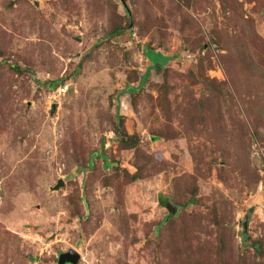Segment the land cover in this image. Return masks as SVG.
I'll return each instance as SVG.
<instances>
[{
  "label": "rangeland",
  "instance_id": "obj_1",
  "mask_svg": "<svg viewBox=\"0 0 264 264\" xmlns=\"http://www.w3.org/2000/svg\"><path fill=\"white\" fill-rule=\"evenodd\" d=\"M70 248L264 264V0H0V264Z\"/></svg>",
  "mask_w": 264,
  "mask_h": 264
},
{
  "label": "trees",
  "instance_id": "obj_2",
  "mask_svg": "<svg viewBox=\"0 0 264 264\" xmlns=\"http://www.w3.org/2000/svg\"><path fill=\"white\" fill-rule=\"evenodd\" d=\"M125 30H128V35L130 36V34L132 33V26L129 28L128 25L122 26L121 24H116L112 29H110V31H108L107 35L114 37V36L122 34ZM198 45L200 46V43ZM143 54H144V57L148 59L149 65L147 66L146 71L143 73L138 87L142 86L143 83L145 82V80L147 79L148 70L150 68L158 69L159 66H162L166 62V60H168V57L162 55L159 52H156L154 49H152L150 47H145L144 50H143ZM258 68H259V66L256 65L255 62H253V63L251 62V64L249 65V68H248L250 77H252V74H253L254 71L256 73L258 72V74H257L258 76L261 75L262 67H261L260 70H258ZM17 69L20 70L19 67ZM64 80H65V78H59V79H55V80L45 81V83L47 84V86H49L50 89H53V88H56L59 85L64 84ZM259 82H261V81H259ZM128 88L133 90V88H130V87H128ZM116 133H117V138L119 140V143L121 145H123V146L127 145V138H131V136L128 135L123 130V128L120 129V127H119V129L116 130ZM101 156H103V155H101ZM105 159H106V157H105ZM88 165H89L88 167H91V163H89ZM85 168L86 167H79V168H77V172L78 171L81 172ZM135 176H137V175H134L133 179L138 177V176L137 177H135ZM160 201H161L160 205H162V206H165L166 203H168L166 197H161ZM193 201H194V197H191L188 202H193ZM178 206H179V208L183 207L182 205H178ZM169 216L172 217L171 214H169ZM168 221H169V219H168ZM241 236H242L243 241L247 242L246 233L245 232L241 233ZM251 244L253 246V249H255V251L258 252V253L261 252V250L263 249V244L262 243L260 244L259 241H252ZM185 259H186L187 263H191L192 262V259L190 258V255H187V257ZM236 264H243V259H242V263L238 261Z\"/></svg>",
  "mask_w": 264,
  "mask_h": 264
},
{
  "label": "water",
  "instance_id": "obj_3",
  "mask_svg": "<svg viewBox=\"0 0 264 264\" xmlns=\"http://www.w3.org/2000/svg\"><path fill=\"white\" fill-rule=\"evenodd\" d=\"M62 184H63V181L61 179H58L56 185L54 186V189H57ZM165 207L168 212L175 214L179 206L177 204H172L168 202L166 203ZM242 224L244 227L243 232H246V228H247V218L246 217L242 221ZM79 259H80L79 253L75 249L70 248L65 252L59 253L56 264H66V263L77 264Z\"/></svg>",
  "mask_w": 264,
  "mask_h": 264
},
{
  "label": "flooded vegetation",
  "instance_id": "obj_4",
  "mask_svg": "<svg viewBox=\"0 0 264 264\" xmlns=\"http://www.w3.org/2000/svg\"><path fill=\"white\" fill-rule=\"evenodd\" d=\"M66 264H70V263H66Z\"/></svg>",
  "mask_w": 264,
  "mask_h": 264
}]
</instances>
